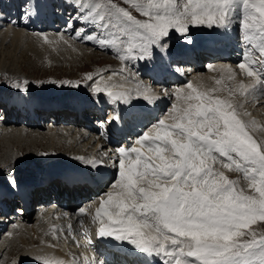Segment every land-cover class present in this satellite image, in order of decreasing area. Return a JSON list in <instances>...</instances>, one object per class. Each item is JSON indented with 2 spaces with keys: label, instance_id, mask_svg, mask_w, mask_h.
<instances>
[{
  "label": "snow or ice",
  "instance_id": "1",
  "mask_svg": "<svg viewBox=\"0 0 264 264\" xmlns=\"http://www.w3.org/2000/svg\"><path fill=\"white\" fill-rule=\"evenodd\" d=\"M237 20L246 45L259 52L258 61H252L246 50L237 65L252 78L247 86L241 83L239 91L256 96L259 86L264 96V0H82L66 29L79 21L82 26L71 39L113 49L127 67L129 61L170 62L174 32L185 37L194 26L227 30ZM128 71L125 81L134 82L139 69ZM87 80L93 81L91 74ZM27 83L10 87L27 91ZM58 86L81 84L65 81ZM84 86L97 98L103 93L108 103L123 104L132 119L137 117L134 100L154 102L147 90L134 97L133 90L122 85ZM116 87L121 90L113 91ZM187 88L190 91L176 90L181 105L173 104L166 119L137 137L139 148L117 149L119 178L96 209L97 236L113 237L137 254L166 258L164 264H264V233L244 231L264 221V141L255 139L249 123L239 118L238 103L214 98L211 90L199 91L191 82ZM122 119L117 113L109 122ZM216 163L242 173L253 194L217 170ZM7 178L17 187L11 173ZM43 264L62 262L46 259ZM98 264L106 262L100 259Z\"/></svg>",
  "mask_w": 264,
  "mask_h": 264
},
{
  "label": "bare ground",
  "instance_id": "2",
  "mask_svg": "<svg viewBox=\"0 0 264 264\" xmlns=\"http://www.w3.org/2000/svg\"><path fill=\"white\" fill-rule=\"evenodd\" d=\"M5 1H7V2H5ZM52 1H54V5L53 6L55 8H59V9H64V7L62 6L63 3L69 5V2H70L71 4L69 5V7H72V5L75 2L74 0H52ZM15 3H17L18 10H20L22 12V16H23L22 20H21V24L22 25H28L29 26V25H31L33 23H36L37 26L41 27V24H39V23H42V21H43L42 18H44L46 15L49 14V11H48V7L49 6H48L47 3L50 4L51 0H0V27L1 26H5L7 24H10L12 26V24L10 22L2 23L1 19H2V17H5L4 15H5V13H7V11H10L11 9H12V11H16V9L13 8V6H16ZM68 12L69 11H67V13ZM46 19H47L48 22L50 21L48 19V17ZM57 30H59V29H57ZM91 30H93V29L90 28L89 31H91ZM4 31L5 32L2 33V41L7 40V42L10 43L9 45L11 47H14V50L22 51L24 53H29V52L34 53L35 51L38 52V50H40V49H45V50H48L49 52L52 51V50H56L57 49V51H58V49H61L60 51L63 52L64 54L67 52L68 54L71 53L72 55H74L76 52L82 51L81 53H84V51L86 50L85 48H83L84 46L81 43H80L81 44L80 46H79V44L77 45L75 42H73L70 39V37H68L66 40H64L62 42L61 41V33L63 31L57 32L56 30H52V31L41 32L40 34L37 33V34L33 35V34H30L29 32L28 33L25 32V31H23L21 29L10 28L8 26H6ZM41 41H44V42H47V43L44 44V42L42 43ZM47 47L52 49V50H49ZM28 49H30V50H28ZM72 55H71V57H74ZM66 57H68V56H66ZM86 57H88V55ZM116 66L118 67V65H116ZM119 67H118V69L122 70ZM0 69L2 71L4 70L1 67H0ZM119 70L110 69L109 71L108 70L103 71L102 73H100L98 75V77L95 79V81H93V83H90V84L92 86H99V87H103L105 85V83H108L109 86L110 85H118V86L122 85L123 88L132 89L134 96H136L137 92L144 93L145 90H147L149 92V94L154 99L153 103H149L150 104L149 107H151V109H149V110H150L151 113H154L153 108L156 107L157 102L160 99L157 98V96L154 95V92H152V89H153L152 81L149 78L145 79V75L142 72H140V69H139V75L137 77H135L134 82H126L125 81V77L126 76H124L122 74V72L119 71ZM196 75L201 81L195 82L194 84H193V80L191 78H185V79H183L181 81L180 84L182 85V89H183L184 92L190 91L187 88V84L189 82H191L194 85V87H197L199 91H204V89L202 87V82H205V80L208 79L207 73L202 72V71L199 70ZM109 76L112 77L111 81L108 80ZM139 77H140V81H139ZM141 78H144V79H141ZM220 79L222 81L224 79V77L221 76ZM227 86H229V84L224 79L222 88L225 90L227 88ZM10 88H12V87H10ZM90 96L91 97H89L87 99L93 100V101H95L94 99H97L96 94L93 91L91 92ZM97 102H98V105L101 104L100 100H97ZM170 102H171V104L169 105V108L170 107L172 108L173 102L172 101H170ZM111 104L113 105V103H111ZM93 108H95L94 111L97 112V116H98L99 110L96 107H93ZM161 109H162L161 106H159V108L157 110V114H156L157 119H156L154 124H156L161 119H166V117L168 116L167 112L164 113L163 111H160V113H158V111L161 110ZM259 109H264V106L256 107V110H259ZM88 110H91V112H93L92 108H89ZM164 110H165V108H164ZM263 114H264V112L262 113V115ZM259 119H260L261 122L263 121V117L262 116H259ZM59 121L60 120L57 119V122L59 124H62V126H56L55 127L56 129L54 131L46 129L45 132L43 131L44 132L43 135L45 136L44 137V136L40 135L41 133L39 134V136L36 135L35 129L38 126L35 125L36 128L33 129L32 126L34 125V123L32 121L31 122L28 121L26 124H23L24 127H20L17 119L15 121H13V122H10L8 119H6L4 117H0V132L4 133V140L6 142L13 143L14 145L18 146L19 153L27 151V153L30 154V155L34 154V151L32 149H29L28 147L25 148V145L28 144V143L34 144L35 142H38V140L39 141L41 140L39 138H48V140H52V141L55 140L56 141V139H58V138L55 137V134L56 133L65 132L67 134L69 133V136H70L71 141H72L71 143H75L76 144L79 139H83L82 138V134L79 133L77 131V129H75V127H78V125H79L78 124V120H76V123H74L75 125L73 127L67 126L66 123L59 122ZM57 122H55V123H51L50 122V125H52V126L57 125L58 124ZM166 122L171 123L170 120H166ZM42 130H44V129H42ZM93 137H95V136H93ZM260 140L264 141L261 138H260ZM86 144H87V141H85L83 143V146L84 145L85 146L82 149H78V150H80V152H88V151H93L94 148L100 149L99 147L101 146V145L98 144V142H94L92 147H90V149L88 150L86 148ZM41 145L38 148V151L39 152L46 151L47 148H45L44 146L42 148ZM0 148L3 149V147H1V145H0ZM64 148L65 149L66 148H70V145L69 146H64ZM9 151H11V150H9ZM141 152H145V150L144 151L141 150ZM145 155L147 156L149 154L145 152ZM112 156L114 157V164H113L112 169L109 168L108 163H106L103 166V169L107 173L106 176L108 174L110 175V177L108 178V182H111L115 178L118 180V178H119L118 172H119V158H120V156H115L113 154H112ZM133 158H134V156H133ZM42 162H43V160H41V162H39L40 165L35 168V171H37V170L39 171V169H42L44 167V162L43 163ZM2 165L3 164L1 163V160H0V168L2 167ZM11 166H13V165H11ZM11 166L9 168L10 173L11 174L15 173L14 175L18 174L19 173V171L17 169L18 167L16 165H15V168L11 167ZM25 166H27L28 169H24L23 168L22 169V173H20V176H22L23 179L27 178V177H30V176H32L33 174L36 173V172L31 173L34 170V168L32 166H30L28 164L25 165ZM1 179L3 180L2 182L4 184H8V180H7L8 178H4L3 177ZM103 187H104V185L100 189H95L98 192L97 193L98 194L97 197L100 200H101V197L103 196V194L101 193V191L104 190ZM55 188L59 189L60 186L55 183L54 186H51L50 188H48V191L50 190L49 193L53 194ZM64 190H65V193L68 196V198L73 199L75 194H78L81 191H84V188L82 186H72L71 188H67V190L64 188ZM43 192H44V190L41 192V194ZM104 198L106 199V197H104ZM91 203H93V202H91ZM0 208L3 209V206H0ZM43 215H44L43 212H37V215L35 217L34 216L32 217L31 215H25L22 212V214L20 215L19 223H17V224L16 223H10L11 224L10 229L13 230V228H15L17 234H15V236H13L11 234L10 237H8V236H7L8 238L6 237L8 240L6 239L7 242L5 244V248L7 247L8 249H11V252H10L11 256H9V254H8L7 257H12V259L10 258V261H9V263L7 262V264H21L20 263L21 260L24 259L29 253H33L38 247L44 245V240L43 239L47 238V235L44 233L45 226H42V225L38 224L37 220H34L35 218H41ZM2 216H4V214L0 213V217H2ZM5 217H6V215L4 216V218H2V220H5ZM47 218H48V216H47ZM2 220H0V229H1L0 230V235H4V234L7 235V233L5 232V231H8L7 225L5 223H3ZM86 222H88V221L86 220ZM45 224H48V222H46ZM23 230H24V233H23ZM88 232H90V229L88 230ZM11 233H13V232H11ZM26 238H27V242H26ZM15 241H19V242H15ZM79 242H83V237H81V240ZM50 243H53V242H50ZM21 244L23 245L22 248L17 250V246L21 245ZM67 244H68V242L66 243V245ZM13 247H15V248H13ZM78 248H80V246H78ZM86 250L89 251L88 248ZM7 252H9V251H7ZM40 253H44V250H42ZM12 254H13V256H12ZM38 258H40V257H38Z\"/></svg>",
  "mask_w": 264,
  "mask_h": 264
},
{
  "label": "rangeland",
  "instance_id": "3",
  "mask_svg": "<svg viewBox=\"0 0 264 264\" xmlns=\"http://www.w3.org/2000/svg\"><path fill=\"white\" fill-rule=\"evenodd\" d=\"M5 2H7V1H5ZM133 14L135 15V13H133ZM6 26L10 27L11 25L7 24L5 26L0 27V67L4 69L3 71L0 69V81H4V82H0L1 85L6 83V84H9L8 86H10V85H13L15 83L23 84L24 81H27L28 82L27 86L29 88L33 87V88H36V89H39V90H42L45 92H50V91H55V90H70V91L79 92L82 89H84L83 94L86 97H84L83 99H85V98L91 97L90 94L86 93V91L91 87H85L84 86L85 84H90V81L86 82L83 86L81 85V87H78V88H73V87H69V86L60 87V86H58V84L63 83L65 81L73 82L74 79H77L78 81L73 82V83H80L81 84L82 83L81 81H83L85 78H87V76L89 74H91V73L95 74L97 72H101L104 70L106 71L110 66L106 65L104 63L110 62V61L116 62V61L120 60V58L116 54V52H115V54H113V52H111L110 50L104 51L99 46L94 47V46L86 45L83 43H81V44L84 46L83 48L86 49L84 51V53H81L82 51H79V52H76L74 55H72L71 53L68 54L67 52L64 54L63 52L60 51L61 49H58V51H57V49L52 50L48 47L47 48L49 50H52V51L49 52L48 50L40 49L41 51L40 50H38V52L35 51L34 52L35 54L32 52L24 53L22 51L14 50V47H11L9 45L10 43H8L7 40L2 41V33L5 32L4 29L6 28ZM21 30H23V29H21ZM25 30H27V29H25ZM25 30H23V31H25ZM25 32L30 33L32 31L28 30ZM73 33H71L70 37L73 36ZM32 34L34 35L37 33H32ZM71 40L73 42H75L73 39H71ZM61 41L63 42L64 40H61ZM41 42L43 43L44 41H41ZM46 43L47 42H44V44H46ZM81 44L79 43V46ZM28 50H30V49H28ZM71 55L74 57H71ZM87 55H88V57H86ZM66 56H68V57H66ZM116 65H118V67L120 66L119 68L122 70L125 68V66L122 62H117ZM110 69H108V71ZM87 72H91V73L86 74ZM69 93H74V92H69ZM169 110L170 109L167 110V113ZM259 110L262 113L264 112V109H259ZM20 127H22V126H20ZM49 130H52V129H49ZM43 131L44 130H42V128H39V130L37 128L35 129V132H36V134L38 133L37 134L38 136L40 133H41L40 135L43 136ZM2 136L3 137H0V140L2 139L0 141V145H1V147H3V149L0 148V160H1L2 164H6L9 167L13 164L15 165L17 160H20V159L22 160L24 158L23 157L24 155L29 156V161L32 162L33 161L32 158L34 157V155L36 153L38 154V152H39L38 148L40 147L41 144H42L41 145L42 148L44 146L45 148L50 149V150H59L60 149V147L55 145V144L59 143V139H56V141L55 140L52 141V140H46V138H39L41 140L40 141L38 140V142H35L36 144L33 142L34 144L28 143L25 145V148L28 147L29 149H32L34 151V154L30 155L27 153V151L19 153L18 146L14 145L13 143L6 142L4 140V135H2ZM69 145H70V148H67L68 150L75 151V152L80 151V150H78L79 148H77V149L73 148V146L77 145V144L70 143ZM83 147L84 146H81L80 149H82ZM9 150H11V151H9ZM28 163L29 162H23V166L16 165L18 167L17 169L19 171V173L15 175L16 177H20V173H22L23 168L28 169V167L25 166ZM0 172H2V168L0 169ZM225 172L226 173H233L235 171H225ZM31 173H34V172H31ZM236 173H238V175L236 177L229 178V179L238 181L239 186L245 190L246 194H253L254 190L248 188V182H247V180L244 179L242 173H239V172H236ZM4 216L0 217V220H2V218H4ZM250 230L255 231L257 233V235L264 233V221L258 220L255 223L249 225V228L245 229L244 231L247 232ZM5 232L7 234H11V232H13L12 233L13 236H15V234H17L16 229L5 231ZM23 233H24V230H23ZM15 242H19V241H15ZM26 242H27V238H26ZM5 244H6V242L4 243V247H2V250L0 251V264H7V262L10 261V258L12 259V257H7L8 254H9V256H11L10 255L11 249H8L7 247L5 248ZM22 246H23L22 244L18 245L17 250L21 249ZM13 248H15V247H13ZM7 251H9V252H7ZM12 256H13V254H12Z\"/></svg>",
  "mask_w": 264,
  "mask_h": 264
}]
</instances>
